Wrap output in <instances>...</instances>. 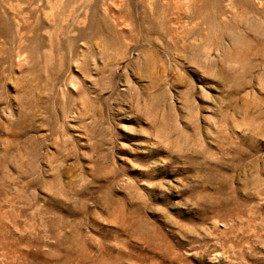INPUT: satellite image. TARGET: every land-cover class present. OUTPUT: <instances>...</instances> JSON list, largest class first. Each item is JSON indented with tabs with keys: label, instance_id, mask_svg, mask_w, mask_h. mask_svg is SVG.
<instances>
[{
	"label": "rangeland",
	"instance_id": "1",
	"mask_svg": "<svg viewBox=\"0 0 264 264\" xmlns=\"http://www.w3.org/2000/svg\"><path fill=\"white\" fill-rule=\"evenodd\" d=\"M0 264H264V0H0Z\"/></svg>",
	"mask_w": 264,
	"mask_h": 264
}]
</instances>
